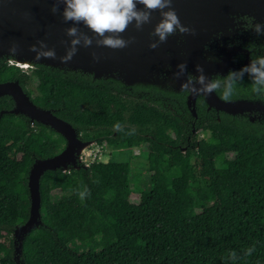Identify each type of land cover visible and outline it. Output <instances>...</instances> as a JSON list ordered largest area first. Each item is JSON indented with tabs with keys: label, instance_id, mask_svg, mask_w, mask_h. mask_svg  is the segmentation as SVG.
<instances>
[{
	"label": "trees",
	"instance_id": "1",
	"mask_svg": "<svg viewBox=\"0 0 264 264\" xmlns=\"http://www.w3.org/2000/svg\"><path fill=\"white\" fill-rule=\"evenodd\" d=\"M10 81L81 141L109 149L105 163L42 175L41 225L23 239L24 264H229L230 251L241 257L237 264H264V125L208 122L210 136L195 147L189 126L169 108V92L142 86L156 91L150 94L160 105L153 106L137 97L148 91L141 86L130 92L116 81L43 66L28 73L0 59V83ZM12 106L0 98V112ZM173 107L179 114L182 106ZM64 147L49 127L0 116V264H16L12 233L29 216L32 163ZM139 156L147 181L133 174ZM83 187L90 195L81 200Z\"/></svg>",
	"mask_w": 264,
	"mask_h": 264
},
{
	"label": "water",
	"instance_id": "2",
	"mask_svg": "<svg viewBox=\"0 0 264 264\" xmlns=\"http://www.w3.org/2000/svg\"><path fill=\"white\" fill-rule=\"evenodd\" d=\"M51 0H0V59H11L14 65L26 68L29 65L43 66L51 70L79 72L96 80H112L126 88L134 86L153 87L156 90L171 92L185 81V76L178 80L173 78L177 70V62L183 61L180 52H193L212 33L223 28L232 17L246 16L254 22L264 23V0H174L175 9L182 25L195 31V35H175L168 38L166 43L150 50L148 44L149 33L159 22L158 12L152 13L150 24L144 25L142 31H136L131 25L123 33L124 39L133 38L134 42L124 49L79 47L71 61L61 63L60 58L65 55L70 37L65 30L72 27V23H64L59 10L53 14L50 9ZM140 7V6H138ZM88 35L82 25H76ZM43 41L48 49H54L56 59L35 60V53L30 52L29 46ZM63 42V43H62ZM12 43L18 45L15 57L9 55ZM99 57L93 61L92 53ZM181 55V56H180ZM204 74L210 77L217 72L218 66L205 64ZM165 70L166 76L160 78V72ZM198 75L195 69L192 70ZM9 97L13 106L3 114L24 116L30 123L49 127L65 140L64 149L56 156L46 159H36L32 163L27 176V189L29 196V216L27 221L13 230V260L16 264H24L20 259L23 239L35 228L41 225L40 219V178L45 172L61 170L66 172L69 168L79 169L80 155L88 148L96 145L95 141L83 142L78 138L76 130L67 122L56 117L50 110L35 105L30 97L23 91L18 81L0 83V98ZM208 108L222 111L227 114H243L258 112L264 115V103L225 102L214 93L204 96ZM194 95L190 94L189 100ZM253 120V119H252ZM184 153V150L182 151Z\"/></svg>",
	"mask_w": 264,
	"mask_h": 264
},
{
	"label": "clouds",
	"instance_id": "3",
	"mask_svg": "<svg viewBox=\"0 0 264 264\" xmlns=\"http://www.w3.org/2000/svg\"><path fill=\"white\" fill-rule=\"evenodd\" d=\"M53 4L50 11L56 14L59 5L63 4L61 12L64 23L71 22L72 27L65 30L66 36L70 37L65 55L60 58L61 63H67L76 55L79 47L89 48L93 44L97 48H108L113 50L124 49L134 42L133 38L124 39L122 34L127 32L131 25L136 31H142L143 26L150 24L152 13L158 12L159 22L149 33V39L155 40L148 44L150 50L166 43L168 38L177 34L195 35V31L182 25L175 9L174 0H51ZM140 6V7H138ZM76 25H82L87 29L82 31ZM252 30L257 35H264V23L256 22ZM63 43V42H62ZM43 41L29 46V51L35 53L34 59H56L54 49H48ZM9 55L15 57L18 52V45L12 43L9 47ZM93 61H98L99 57L95 52L92 54ZM177 70L173 73V78L178 80L185 76L187 71L186 63L176 66ZM197 76L186 75L185 81L180 85V90L185 93L198 96H208L220 91V99L229 102L235 94L239 84L243 83L245 75L250 78L251 90L257 95H264V55L250 60L249 64L239 70H230L227 75L215 78L207 77L204 68L200 65L195 67ZM117 129L120 125L115 126ZM81 200L90 195V191L83 187L77 190ZM255 251V247H248L243 250L244 257H250ZM229 264H237L241 257L235 251H230L225 255Z\"/></svg>",
	"mask_w": 264,
	"mask_h": 264
},
{
	"label": "flooded vegetation",
	"instance_id": "4",
	"mask_svg": "<svg viewBox=\"0 0 264 264\" xmlns=\"http://www.w3.org/2000/svg\"><path fill=\"white\" fill-rule=\"evenodd\" d=\"M254 23L256 22L253 19L246 16L232 17L223 28L205 38L198 49L193 52H180L184 59L181 57L183 61L177 62V64L186 63V75L190 74L194 77L192 70L197 65L205 66V64H209L218 66L216 67L218 71L211 73L210 78H215L217 75L223 77L230 70H239L243 66L248 65L251 59L264 55V35H257L252 30ZM34 68L35 65H29L22 69L30 73ZM159 76L164 78L166 76L165 70L160 72ZM29 89L34 91L32 86H29ZM132 89L131 87L126 88V91L132 92ZM141 89L148 90L138 92L137 97L142 103L153 106L160 105L158 97L154 94L156 89L152 90V88H143L142 86ZM170 90L169 108L174 111L176 117L180 118L186 126H189L190 136H188V142L190 146L195 145L197 147L196 144L200 139L210 136V131L205 130L208 122L215 121L219 123L221 119H224L264 125V115L258 112L227 114L208 108L204 96L194 95V98L189 100V93L182 92L176 87H172ZM151 91H154V93L150 94ZM214 94L220 99V91L214 92ZM229 102L261 104L264 103V95H257L252 92L250 78L245 75L243 83L238 85L235 94ZM173 105L182 106L179 114L175 112ZM183 150L185 152L186 149Z\"/></svg>",
	"mask_w": 264,
	"mask_h": 264
},
{
	"label": "rangeland",
	"instance_id": "5",
	"mask_svg": "<svg viewBox=\"0 0 264 264\" xmlns=\"http://www.w3.org/2000/svg\"><path fill=\"white\" fill-rule=\"evenodd\" d=\"M199 138H201V136H199ZM139 153H140V151L138 148L133 149V155L138 156ZM108 158H109V149L106 148L105 153L102 157V160L104 162H107ZM144 158H145V156H139L138 159L133 161V174H134V176H138V177H140V179L147 181L149 176L145 171V167H144L145 159ZM136 199H137V196H134L133 200H136ZM71 248L78 249L79 246H78V244L72 245ZM86 249H88V248L86 247Z\"/></svg>",
	"mask_w": 264,
	"mask_h": 264
},
{
	"label": "built area",
	"instance_id": "6",
	"mask_svg": "<svg viewBox=\"0 0 264 264\" xmlns=\"http://www.w3.org/2000/svg\"><path fill=\"white\" fill-rule=\"evenodd\" d=\"M106 145H94L88 148L80 155V162L84 165H90L93 163L104 162L102 157L105 153ZM105 163V162H104Z\"/></svg>",
	"mask_w": 264,
	"mask_h": 264
}]
</instances>
